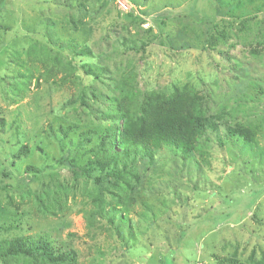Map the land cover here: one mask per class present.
<instances>
[{"label": "rangeland", "instance_id": "374dc122", "mask_svg": "<svg viewBox=\"0 0 264 264\" xmlns=\"http://www.w3.org/2000/svg\"><path fill=\"white\" fill-rule=\"evenodd\" d=\"M128 78L189 90L217 130L129 164L130 187L86 179ZM44 235L75 264H264V0H0V244Z\"/></svg>", "mask_w": 264, "mask_h": 264}, {"label": "trees", "instance_id": "16d2710c", "mask_svg": "<svg viewBox=\"0 0 264 264\" xmlns=\"http://www.w3.org/2000/svg\"><path fill=\"white\" fill-rule=\"evenodd\" d=\"M80 34L86 35L84 31ZM68 64L71 65L72 61ZM85 75L96 74L88 67ZM119 96V98L114 96L110 100L113 107L111 113L117 120L114 129L105 132V136H102L100 148L105 154L96 153L93 160L88 162L87 167L80 170L86 179L101 182L108 178L123 181L127 187H130L123 176L129 164L134 167L139 160L152 161L159 151L169 147L181 149L183 154L189 155L196 150L199 137L208 130H217L216 127H218L207 116L201 103H198L197 97L189 90H177L171 95L156 92L141 95L136 91L134 81L128 78L121 83ZM120 121L121 124L118 126ZM228 133L238 135L247 142L254 141L255 130L253 128H230ZM116 139H118L117 147L120 151L115 148ZM61 164L62 162L59 161L52 167L57 168ZM29 169L32 172H38L32 168ZM96 173L98 177L95 178ZM117 197L118 203H121L123 198ZM63 209V201L55 198L41 210L50 215H56L55 210L63 211ZM76 255L77 253L73 250L55 248L47 235L37 239L20 236L0 244V258L4 261L21 257L28 260V264H75ZM216 264L244 263L236 258H217Z\"/></svg>", "mask_w": 264, "mask_h": 264}]
</instances>
